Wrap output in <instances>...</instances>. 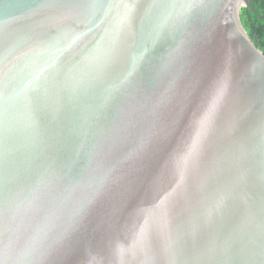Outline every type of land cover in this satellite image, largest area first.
<instances>
[{
  "label": "water",
  "instance_id": "water-1",
  "mask_svg": "<svg viewBox=\"0 0 264 264\" xmlns=\"http://www.w3.org/2000/svg\"><path fill=\"white\" fill-rule=\"evenodd\" d=\"M242 7L0 0V264H264Z\"/></svg>",
  "mask_w": 264,
  "mask_h": 264
},
{
  "label": "trees",
  "instance_id": "trees-1",
  "mask_svg": "<svg viewBox=\"0 0 264 264\" xmlns=\"http://www.w3.org/2000/svg\"><path fill=\"white\" fill-rule=\"evenodd\" d=\"M254 11L242 7L241 23L253 44L264 54V0H250Z\"/></svg>",
  "mask_w": 264,
  "mask_h": 264
}]
</instances>
